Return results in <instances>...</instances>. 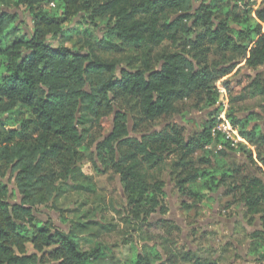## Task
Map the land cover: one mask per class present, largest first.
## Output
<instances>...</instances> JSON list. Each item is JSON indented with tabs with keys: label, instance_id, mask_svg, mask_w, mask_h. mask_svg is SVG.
<instances>
[{
	"label": "trees",
	"instance_id": "16d2710c",
	"mask_svg": "<svg viewBox=\"0 0 264 264\" xmlns=\"http://www.w3.org/2000/svg\"><path fill=\"white\" fill-rule=\"evenodd\" d=\"M255 4L0 0V264H96L109 258L101 244L90 251L81 244L84 236L103 229L96 220L100 210L69 230L39 220L36 213L40 206L54 210L61 184L76 193H96L82 165L92 131H105L109 117L111 129L96 145L95 164L99 174L113 171L120 177L129 222L144 230L145 244L131 264H218L200 249L185 252V246H179L178 254L166 247L162 253L156 243L162 238L150 235L168 224L151 223L157 210L166 213L160 200L165 182L155 173L168 161V176L184 209L204 207L220 191L232 195L233 203L224 209L244 208L233 239L240 245L243 232L256 261L264 264V134L249 128L261 116L249 112L240 119L234 112L247 99L264 100L263 72L233 77L235 71L264 68V5L253 9ZM22 8L32 19L29 31L18 25ZM92 27L102 32V38L94 39L100 50L134 55L127 66L102 60L93 51H76L79 40L72 47L56 45L60 38L82 35L90 48ZM168 42L173 48L165 47ZM217 86L227 90L228 118L256 153L246 145L218 150L224 141L212 135L219 111ZM186 101H196L193 111L208 112L196 135L187 134L185 120L170 121L158 131L150 128L181 114L179 104ZM236 151L246 157L242 166L219 165L221 157ZM9 178L14 191L6 183Z\"/></svg>",
	"mask_w": 264,
	"mask_h": 264
},
{
	"label": "rangeland",
	"instance_id": "374dc122",
	"mask_svg": "<svg viewBox=\"0 0 264 264\" xmlns=\"http://www.w3.org/2000/svg\"><path fill=\"white\" fill-rule=\"evenodd\" d=\"M264 5V0H259V4H255L253 9H256ZM199 4L195 3V8H198ZM21 16V20L18 25L24 27L27 31L32 28V19L29 17L25 9L18 10ZM174 19V17H173ZM76 24V23H73ZM76 25H71L74 30ZM92 30V41L93 46L87 47L82 35H72L69 41L67 39H59L57 44H66L72 47L78 40L81 41L79 46L75 47L76 51H80L82 54L93 53L102 60L115 61L119 65L127 66V63L134 55L129 51L123 53H108L100 50L98 44L95 43L94 39L97 37L102 38V32ZM102 30V29H101ZM103 31V30H102ZM165 47L173 48L171 43H165ZM264 69V68H262ZM262 69L255 71L242 69L241 72L235 71L233 77L237 80L242 79L245 75H255L256 73H261ZM264 73V72H263ZM262 73V74H263ZM196 101H186L179 104V108L182 110L181 114L170 120H160L159 122L150 126V128H155L157 131L165 126L166 123L173 121L175 123H180L183 120L187 122V134L196 135L199 132L200 125L207 117V111H193ZM126 108V102L123 103ZM264 100L262 98L257 99H247L243 104H240L234 109V112L239 116L240 119L246 118V114L249 112L259 111L263 113L261 117H256L255 120L260 123L264 121ZM187 117V118H186ZM112 117L105 122V131H100L98 128L94 129L93 137L88 140L86 145L89 148L86 153L85 160L82 165V172L87 178L93 180L97 187L95 194H81L76 193L67 187L60 185V190L54 199V210L47 209L46 207H38L36 213L39 220H50L55 226L60 229L69 230L70 228H75L81 223H85L88 218L94 219V215L100 210L96 220L98 222H103V229H95L91 236H84L81 240L83 249L86 251L93 250L101 244L105 249L108 259L100 262L98 264H131V260L135 258V254L141 251L142 246L145 244L142 239L144 237L143 228H140V223L132 222L129 220L128 214L125 210L128 207V200L125 196V192L122 186L121 179L113 171L105 172L104 174H99L96 170V145L99 143L106 135H108L111 129ZM130 130L133 134V129L135 122L130 117ZM145 127H143L144 129ZM250 128V125H249ZM102 134V135H101ZM104 135V136H103ZM255 153L256 150H253ZM264 154V146L261 150ZM200 158V156H199ZM246 159V157L244 158ZM243 159V160H244ZM174 160V158L170 159ZM231 163H235L237 166H242L244 162L238 159L229 158ZM171 162H167L162 168L161 172L155 173L165 182L164 192L165 196L160 198L161 205L164 207L166 213L161 210L153 213L151 215V223H159L167 221L166 226H158L151 230L150 235L154 237H160L161 240L157 239L156 243H159V250L166 247L168 251L176 252L177 254L181 251L179 246H185V252L189 249L204 251L208 259L218 262V264H259L256 259L251 261L250 259L244 260L240 258L245 256V253H252L251 248L247 247L246 237L244 233L238 234V241L241 243L238 245L235 243L232 235L234 229L231 227L232 224L225 225L223 231L221 230V225L225 222L224 220H241L239 217V206L236 204L232 206V209H224L229 203H233L232 195H228L225 191L223 194H218L217 202H211L208 206L197 207L195 209L186 210L182 206L181 199L175 188V184L171 181L168 174V169ZM169 165V167H168ZM161 173V174H160ZM154 174V175H155ZM80 179H86L80 178ZM83 181V180H81ZM9 184L10 190L14 191L15 183L10 178L6 181ZM14 201H19L18 198ZM214 215V216H213ZM218 224V225H217ZM180 228V230L177 229ZM197 229V232L193 233V230ZM143 234V235H142ZM165 243V244H163ZM213 245L218 246L215 250ZM155 243L152 242L151 245ZM230 244V246H229ZM164 245V246H163ZM28 252L33 253V249L29 246ZM163 253V252H162ZM109 254V255H108ZM46 264H51L52 261L46 260ZM183 264V263H182Z\"/></svg>",
	"mask_w": 264,
	"mask_h": 264
},
{
	"label": "built area",
	"instance_id": "2783aa9c",
	"mask_svg": "<svg viewBox=\"0 0 264 264\" xmlns=\"http://www.w3.org/2000/svg\"><path fill=\"white\" fill-rule=\"evenodd\" d=\"M254 1L259 4V0ZM217 90L219 92V100L217 102L219 111L215 116L212 135L214 137L220 136L224 141V144H219L218 150L225 149V145L230 146L234 150H239L241 145L249 147L246 139L240 135L239 128L228 118L230 99L227 90L221 86H217Z\"/></svg>",
	"mask_w": 264,
	"mask_h": 264
},
{
	"label": "crops",
	"instance_id": "0c3cea01",
	"mask_svg": "<svg viewBox=\"0 0 264 264\" xmlns=\"http://www.w3.org/2000/svg\"><path fill=\"white\" fill-rule=\"evenodd\" d=\"M53 5L54 4H51L50 7L53 8ZM261 72H264V69H262ZM258 73H256L255 75H253L254 77L257 76ZM248 75V74H247ZM252 76V75H251ZM256 113H258L260 116L263 115V113L259 112V111H256ZM248 114H246L245 116H247ZM259 122L254 120L253 122H251V125H250V129H254V128H258V130L264 134V121L260 124H258ZM250 149L254 150V147H251L249 146ZM229 158L231 159H238V160H242V162H246V160L244 159L245 156H243V154H241L240 152L236 151V152H228V155H226V157H221V159L218 161L219 162V165L220 166H225L227 164H230V160ZM244 159V160H243ZM222 191H220L219 194H221ZM217 196L218 195H215V199L211 200V201H208L204 204V206H208L209 204H211V202H217ZM244 208L241 206L240 209H239V214L242 215V212H243ZM214 216V215H213ZM240 217V216H239ZM225 222L221 225V230L223 231L224 229V226L226 225L228 227V224L230 222V224H232L233 227H231L233 230L232 232V235H234V232L236 230V219L235 220H224ZM218 225V224H217ZM246 226V225H245ZM248 232H251L253 231V228H249L248 226L246 227ZM259 228V225H257V227H254V229H258ZM214 246L215 250L218 248V246L216 245H213V243H211V247ZM248 247V246H247ZM109 255V254H108ZM240 258L244 259L247 261V259H250L251 261H255L256 259V255L253 254V253H245V256H241L240 255ZM133 260V259H132ZM131 260V261H132ZM100 262V261H99ZM98 262V263H99ZM96 263V264H98ZM218 263V262H217ZM247 264V263H246Z\"/></svg>",
	"mask_w": 264,
	"mask_h": 264
},
{
	"label": "water",
	"instance_id": "95a60500",
	"mask_svg": "<svg viewBox=\"0 0 264 264\" xmlns=\"http://www.w3.org/2000/svg\"><path fill=\"white\" fill-rule=\"evenodd\" d=\"M247 227V226H246Z\"/></svg>",
	"mask_w": 264,
	"mask_h": 264
}]
</instances>
